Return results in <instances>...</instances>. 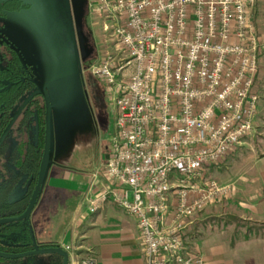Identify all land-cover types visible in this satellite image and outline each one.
Here are the masks:
<instances>
[{"label":"built area","instance_id":"obj_1","mask_svg":"<svg viewBox=\"0 0 264 264\" xmlns=\"http://www.w3.org/2000/svg\"><path fill=\"white\" fill-rule=\"evenodd\" d=\"M253 2L88 0L112 47L90 71L115 110L106 185L89 211L113 202L133 216L146 264H207L190 245L194 218L234 188L208 172L251 135L259 113L264 37ZM80 264H97L92 250Z\"/></svg>","mask_w":264,"mask_h":264},{"label":"rangeland","instance_id":"obj_2","mask_svg":"<svg viewBox=\"0 0 264 264\" xmlns=\"http://www.w3.org/2000/svg\"><path fill=\"white\" fill-rule=\"evenodd\" d=\"M252 14L256 29L264 37V0H254ZM88 25L98 46V55L93 60V64L104 57L106 51H111L112 47H109L111 44L105 41L104 27L97 15L90 14ZM8 28V33L13 35L12 31L15 28L11 25ZM21 46L23 47V45ZM22 50L25 59L28 60L29 55H27L26 49L23 47ZM54 52L55 57L52 56L50 60L55 61L56 57L59 56L61 64L52 63V72L44 71L45 67H42L43 76H54L61 73L70 74L59 79L56 90H54L57 94L53 98L51 163L46 179H48L52 167L58 165L70 169L78 178L85 177L86 182L90 177L91 190L95 187L102 189L106 185L103 171L108 155L107 146L109 137L115 127L113 101L108 93L106 83L92 74L90 68L89 73L94 76V79H90L86 73L87 75L84 77L87 86L83 88L80 70L74 57L68 55L67 52H61V54L58 51ZM43 55L41 53V56ZM260 57V72L254 89L260 98L259 113L254 129L233 154L228 156L220 165L210 167L208 172L219 183L232 184L233 191L228 197H224L216 204L209 205L200 211L194 218L195 222L199 221L197 226H202L201 223L206 222L207 225L215 226L216 230L219 231L218 226L220 225L217 224V219L229 213L242 214L243 210L238 204L239 201L252 199V196L258 194V201L263 199L264 203V51ZM38 59L36 60L38 61ZM46 61L48 60L42 58V65ZM95 173H98L96 180L94 178ZM46 179L44 184H47ZM251 179H258V188L253 182H250ZM76 190L80 194L84 191L81 186L80 188L77 187ZM18 195H20V192L15 197ZM75 195L76 192L73 193V196ZM46 196L45 199L42 196L43 200H41L42 198L38 199L36 204L38 209L35 218L41 220L39 225H43L44 221L42 223L41 217L45 216L46 210L49 209ZM73 202L74 198H72L70 205ZM258 223H261L259 233L262 234L264 233V219H261V222L258 221ZM230 228L232 233L234 227ZM236 238H242V234L237 235ZM258 238L263 239L258 241L261 250V254L258 252V257H264V237Z\"/></svg>","mask_w":264,"mask_h":264},{"label":"flooded vegetation","instance_id":"obj_3","mask_svg":"<svg viewBox=\"0 0 264 264\" xmlns=\"http://www.w3.org/2000/svg\"><path fill=\"white\" fill-rule=\"evenodd\" d=\"M90 14L88 7L82 36L88 38L92 51H88V47L83 51L70 0H0V137L24 100L53 77L43 76L42 67L52 72V63L61 64L59 56L55 61L50 60L55 57L54 51L67 52L74 57L83 88L87 86L85 75L94 79L89 68L98 55V46L88 25ZM9 25L15 28L12 36L8 33ZM19 45L26 49L28 60ZM41 57L48 60L44 65ZM58 80L46 85L52 105ZM53 111L54 107L52 117ZM45 129L46 101L42 94L36 93L11 127L0 146V153L2 149H39L42 136L45 140Z\"/></svg>","mask_w":264,"mask_h":264},{"label":"crops","instance_id":"obj_4","mask_svg":"<svg viewBox=\"0 0 264 264\" xmlns=\"http://www.w3.org/2000/svg\"><path fill=\"white\" fill-rule=\"evenodd\" d=\"M84 178H78L70 169L57 165L52 167L46 179L51 191L46 196L49 209L41 217L42 223L47 218L48 224L60 228L57 241L63 248L69 247L70 264H80L89 250L93 251L97 264H146L134 217L113 202L91 213L90 198L101 188L91 190L90 177L88 182ZM250 182L258 188V179ZM80 186L84 189L82 194L76 190ZM72 198L74 202L70 205ZM246 201L238 202L243 212L237 216L261 222L264 219L263 199L258 201L256 194ZM40 221L37 220L38 224ZM197 223L199 221H194L189 233L190 245L205 257L207 264H264V257H258V252L261 254L258 241L262 238L246 239L242 235L237 239L234 229L230 232L232 226L218 231L206 222H202V226Z\"/></svg>","mask_w":264,"mask_h":264},{"label":"trees","instance_id":"obj_5","mask_svg":"<svg viewBox=\"0 0 264 264\" xmlns=\"http://www.w3.org/2000/svg\"><path fill=\"white\" fill-rule=\"evenodd\" d=\"M43 136L39 149H2L0 153V218L21 216L31 199L38 178L43 154ZM48 184L41 189L40 198L50 192ZM15 197L17 194H19ZM40 200V201H41ZM38 206L31 214L30 221L21 220L0 224V251L6 253H23L38 247L60 246L57 239L58 227L48 224L44 219L39 225L35 215ZM216 220V219H215ZM220 230L234 227V237L242 234L249 239L252 236L264 237L259 233L258 221L243 219L228 214L216 220ZM63 257L58 254H34L23 258L6 259L0 257V264H62Z\"/></svg>","mask_w":264,"mask_h":264},{"label":"water","instance_id":"obj_6","mask_svg":"<svg viewBox=\"0 0 264 264\" xmlns=\"http://www.w3.org/2000/svg\"><path fill=\"white\" fill-rule=\"evenodd\" d=\"M70 3L73 8L74 16L76 25L78 28V31L80 33V44L81 48L84 51V47H88V38H86L84 35L82 36V28H83V20L86 13V9L88 8V0H70ZM88 51H92V49H87ZM70 73H61L57 74L48 80L44 81L42 84L39 85L40 89L36 93H40L44 96L46 101V129H45V140H44V150L43 155L40 163V169L38 173L37 182L35 185V189L33 191V194L31 196V199L29 201V204L25 210V212L19 216V217H1L0 218V224H5L9 222H15V221H21L26 220L30 221L31 214L36 207V204L38 202L42 186L45 182L47 172L51 163V138H52V101L51 97L49 95V92L46 89V85L49 81H54L60 78L67 77ZM36 93L30 94L22 103V105L19 107L17 112L14 114L13 118L7 125L6 129L4 130L3 134L0 137V146L3 143L5 137L7 136L8 132L10 131L11 127L15 123V121L18 119V117L21 115L23 109L28 104V102L33 98V96ZM108 157V155L106 156ZM34 254H58L63 257V263L62 264H70V254L69 252L63 248L62 246L57 247H38L36 246L33 250L23 252V253H6L0 251V257L6 258V259H15V258H23L26 256L34 255Z\"/></svg>","mask_w":264,"mask_h":264}]
</instances>
